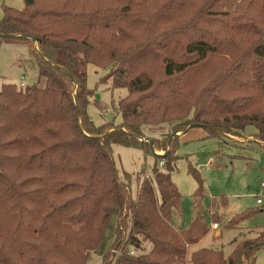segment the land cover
Returning a JSON list of instances; mask_svg holds the SVG:
<instances>
[{"label":"trees","instance_id":"16d2710c","mask_svg":"<svg viewBox=\"0 0 264 264\" xmlns=\"http://www.w3.org/2000/svg\"><path fill=\"white\" fill-rule=\"evenodd\" d=\"M46 1L25 0L23 11L4 8L0 18V40L28 45L39 79L32 87L0 89V264H87L115 213V241L104 264H256L264 231L240 242L227 258L208 247L190 253L208 236L210 225L220 223L213 212L217 204L209 206L208 224L200 213L203 181L194 171L197 217L190 226L181 222L176 228L182 196L170 176L178 133L191 127L233 138L251 128L264 151V11L255 13L256 0L244 15L234 11L236 0L219 8L206 0L188 22L154 32L197 1L176 0L172 9L170 4L152 9L146 26L151 36L143 40L133 13L119 19L110 8L100 12L94 0H48L47 6ZM190 28L193 35L184 34ZM29 38L37 40V49ZM152 50L164 80L156 83L144 71L128 79L143 65L135 57ZM228 56L229 66L208 74L195 92L185 90L192 74L215 57ZM90 64L107 70V79L117 72L116 87L128 90L119 101L118 127H96L87 114ZM161 124L172 125L175 134L153 138L154 149L169 146L163 157L140 141L144 126ZM114 145L142 149L159 165L165 162L163 171L154 165L136 200L130 181L119 177ZM249 217L238 215L226 228L236 229Z\"/></svg>","mask_w":264,"mask_h":264},{"label":"rangeland","instance_id":"374dc122","mask_svg":"<svg viewBox=\"0 0 264 264\" xmlns=\"http://www.w3.org/2000/svg\"><path fill=\"white\" fill-rule=\"evenodd\" d=\"M91 1V0H90ZM97 1L99 11L110 8L114 11L115 17L128 19L130 14H134V21L139 26L137 34L140 39H144L149 34L146 26L149 15L153 14L154 8H165L170 4V9L176 0H94ZM185 0H183L184 3ZM216 4V7L229 5L227 0H208ZM251 0H236L237 8L234 10L239 15H244L246 5ZM43 3L44 0H38ZM195 5H190L188 10L182 14H176L175 18L166 26L160 23L154 32H161L170 28L173 24L185 22L192 14L201 9L206 0L194 1ZM49 1H46V6ZM142 6V12L136 13V7ZM192 6V7H191ZM4 8H12L16 11L25 9V0H0V18L3 17ZM227 9V8H226ZM144 10L147 15L144 16ZM255 13L264 11V0H256ZM112 15V14H110ZM188 22V21H186ZM152 30V29H151ZM186 35H193L191 28L184 32ZM181 35V32H180ZM149 36H151L149 34ZM183 41L186 37H180ZM38 48V46H35ZM157 51L152 50L148 56L137 55V63L142 62V66L130 73L131 79L137 71H144L149 74L156 83L164 80L163 66L158 60ZM155 56V57H154ZM220 57L213 59L205 66L200 73L192 74L189 80L185 81V90L193 93L201 85V82L208 74H218L223 66H229L227 59L230 57ZM136 61V60H135ZM110 74L112 72H109ZM116 76L118 73H115ZM108 78V71L100 69L90 64L87 67V88L92 96L87 107V114L96 127L111 125L118 127L122 123V117L118 110L119 101L128 95L127 88H117L119 85L115 80L118 76ZM38 65L31 55V48L25 44L11 43L0 40V89L3 85L11 84L20 88L32 87L38 84ZM116 84V85H115ZM44 85V80L40 81V86ZM144 136L140 139L145 144L153 143V138H164L172 133V125H146L142 128ZM254 130L248 128L240 138L214 137L209 131L201 127H191L186 132L178 133L176 155L177 161L173 171L170 173L172 182L176 185L182 196L179 222L176 228L188 227L197 217L195 208V192L198 190V183L193 174L194 171L201 176L203 181L205 197L201 205L203 210L201 215L210 224L208 213L211 202L217 204L213 210L220 218L219 229L213 230L210 225L208 236L197 246L189 248L190 253L203 247H208L214 251H222L224 257H229L236 246L244 240H254L258 233L264 231V205L257 204V193L264 183V151L261 145L252 137ZM157 156H165L170 150L166 146L164 150L154 149ZM113 159L119 177L123 182L130 181L131 196L134 200L138 198L139 189L145 178L151 177L154 165L163 171L159 161L152 153H146L142 149L127 148L121 145H114L112 148ZM165 164L164 161H161ZM242 214H250V217L243 224H238L236 229H227L228 223L234 217ZM118 222V214L115 213L106 230L104 242L96 251H91L87 264H104V255L110 250L115 241V230ZM182 222V225H180ZM179 226V227H177ZM146 244L144 245V247ZM149 249L143 248V253L148 254ZM114 264V262L112 263ZM256 264H264V250L256 256Z\"/></svg>","mask_w":264,"mask_h":264},{"label":"built area","instance_id":"2783aa9c","mask_svg":"<svg viewBox=\"0 0 264 264\" xmlns=\"http://www.w3.org/2000/svg\"><path fill=\"white\" fill-rule=\"evenodd\" d=\"M20 86L21 88L25 87L24 84H21ZM160 165L162 166L163 163L161 162ZM256 199L258 205H264V183L260 186ZM218 229H219V224H213V230L217 231Z\"/></svg>","mask_w":264,"mask_h":264},{"label":"water","instance_id":"95a60500","mask_svg":"<svg viewBox=\"0 0 264 264\" xmlns=\"http://www.w3.org/2000/svg\"><path fill=\"white\" fill-rule=\"evenodd\" d=\"M9 37H14V36H9ZM32 40V42L34 43V45L36 46L37 44V40L35 38H29ZM36 48V47H35ZM37 49V48H36ZM177 135V134H176ZM151 145H153V143H151Z\"/></svg>","mask_w":264,"mask_h":264}]
</instances>
